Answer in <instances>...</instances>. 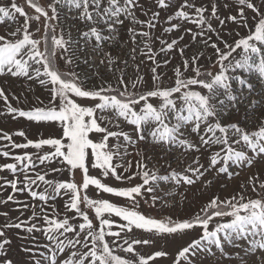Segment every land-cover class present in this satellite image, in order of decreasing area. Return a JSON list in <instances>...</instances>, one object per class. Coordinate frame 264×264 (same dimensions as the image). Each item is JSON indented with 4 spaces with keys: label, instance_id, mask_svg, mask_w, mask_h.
<instances>
[{
    "label": "snow or ice",
    "instance_id": "obj_1",
    "mask_svg": "<svg viewBox=\"0 0 264 264\" xmlns=\"http://www.w3.org/2000/svg\"><path fill=\"white\" fill-rule=\"evenodd\" d=\"M0 25L11 29L0 79L48 93L25 109L0 86V116L54 130L34 141L0 129L12 161L0 163L11 176L0 175V206L18 213L0 211V264H161L168 251L144 249L167 240L182 242L171 264H264V0H8ZM243 169L231 196L172 215L191 188L202 195ZM161 204L160 216L142 211Z\"/></svg>",
    "mask_w": 264,
    "mask_h": 264
},
{
    "label": "rangeland",
    "instance_id": "obj_2",
    "mask_svg": "<svg viewBox=\"0 0 264 264\" xmlns=\"http://www.w3.org/2000/svg\"><path fill=\"white\" fill-rule=\"evenodd\" d=\"M8 2V0H0V4H6ZM18 3L23 4V0H17ZM225 15L227 13H224ZM163 13H162V19H163ZM143 19V17H141ZM191 26V25H189ZM234 27V26H233ZM10 28H6L5 26L0 25V34H3L5 31H10ZM161 34V30L160 28H157L156 30V35H160ZM173 36L179 35V33H173ZM122 38L123 39H127V35L126 33L122 32ZM168 39H171V37H165ZM187 40V38H186ZM158 46V45H157ZM114 55L116 54V52L114 51L113 53ZM179 59V57L176 58V60H173V64H175L177 62V60ZM129 71L131 72V69H129ZM146 71V69H145ZM81 72H84L83 67L81 68ZM88 75H91V73H88ZM169 75H171V72H169ZM90 84H94L96 83V81L92 80L89 82ZM253 83H255V80H253ZM0 86H3L6 90L7 93H14L16 96L21 97V99L23 100V97L26 96L28 99L27 103H20L19 105H17L16 101L11 100V96H10V102L12 103V105L14 107H21V108H29L31 107L36 101L35 98L36 97H40L41 99L45 100V102H47L48 99V93L41 88L38 84L34 83V82H25L24 80L21 79H0ZM29 87H31V91H29ZM259 90V87H258ZM23 94V95H22ZM3 106V102L0 101V109H2ZM244 113V106H241V116ZM236 119H240V117H236ZM251 123V121L249 122ZM0 129H2L3 131L8 132L9 134H13L18 130H24L28 136L29 139L31 140H38L41 138L40 135H38V133H42L43 137H48L50 134H53V129L48 128V127H43V126H39L37 125L35 122H28L26 120H24L23 118H19L17 120H13L11 117H7V116H0ZM56 132H58L59 130L56 129ZM13 139L15 142L18 143H22L25 142L24 139L22 137H17V136H13ZM8 141H4V140H0V149H3V146L8 144ZM28 151V152H32V149H27V150H21V149H14L12 150L13 154H23V152ZM151 154V153H150ZM176 155L178 156L179 153H176ZM159 153H156V157L158 158ZM172 157H165V159H171ZM5 162H12V161H6L4 160V158H0V163H5ZM161 164L164 163V161H160ZM206 163V162H205ZM151 167V165H150ZM173 168H177L178 165L176 163H173L172 165ZM240 171V175L238 177H234L231 181L225 180L223 178L221 179H217L213 182L212 185H210L201 195L198 192V188L199 185H197L194 188H191L188 192V200L184 201L183 199H180V202L177 204L176 208L174 210H172V215L175 217H179L181 219L186 218L188 216H191L193 213H195L196 211H198V209L200 208V206L202 204H204L209 198L215 196V195H219L221 197V199H224L226 197L231 196L232 194H234V192L238 189V185L241 181L243 180H247L248 176L250 175V170L248 169H243V170H238ZM91 175H98V170H92ZM0 175H8L9 178H11V176L8 173H0ZM212 175H214V173L211 174H207L205 179L210 178ZM262 175H264V173H262ZM62 179L64 180H68L69 174L65 173L62 177ZM75 179L77 182H79L81 180V175L80 173H77L75 176ZM104 182L110 184V185H116L119 186V182L115 181L114 179H108L105 180ZM138 181H133V183H137ZM226 185V187H225ZM179 192H184V189L181 188L178 190ZM9 191L6 192H0V197H6L7 194H9ZM91 196H96L97 193L94 190H90L89 193ZM102 196H104L105 198H109L114 200V202L117 203H121L120 200H117L116 198H112V197H108L107 194H103L101 193ZM160 195H162L164 197V199H170L169 197L164 196V193H160ZM247 195L252 196L253 194L249 191L247 193ZM17 198L21 199V200H30V198L27 196L26 193H17ZM179 199V198H178ZM16 206L13 205H9V206H0V211H9V215L15 219V217L18 215V213L16 211H14L13 209ZM162 207L163 205H158L156 208H151L148 205H144L142 208V211H144L147 214L153 215V216H160L162 214ZM29 213L26 211L25 212V217H27ZM3 218H0V220H2ZM39 235V234H37ZM19 243L18 240H15L14 238V244H13V256L16 259H19V255L17 254L18 250L16 248V245ZM182 242L179 241H175V240H167V241H162L160 244H158L156 246V248H152L149 246H145V254H150L153 251L157 250V248L163 247L164 250L168 251L171 255L165 259L162 260L161 264H171V260L173 258V256L175 255L177 249L179 248L180 244ZM243 246L247 247V243L245 241H241L240 242ZM227 250L229 252L233 253V257L235 256V252L237 250L232 249L231 246H227ZM242 252V249L239 250ZM217 259V257H213V256H209L207 258L205 257H201V260L203 261V264H215V260ZM221 264H237L236 260L233 258L232 260L229 259H222L221 260Z\"/></svg>",
    "mask_w": 264,
    "mask_h": 264
}]
</instances>
